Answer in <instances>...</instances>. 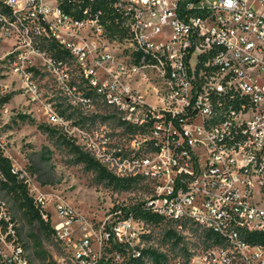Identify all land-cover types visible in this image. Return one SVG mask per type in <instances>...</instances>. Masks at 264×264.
<instances>
[{
	"label": "built area",
	"instance_id": "1",
	"mask_svg": "<svg viewBox=\"0 0 264 264\" xmlns=\"http://www.w3.org/2000/svg\"><path fill=\"white\" fill-rule=\"evenodd\" d=\"M113 1L129 33L121 42L109 40L94 0H0V94L12 75L60 135L145 183L142 208L181 237L162 264H264V0ZM64 102L93 124L64 116ZM100 108L118 128L99 123ZM13 173L73 264L167 254L144 220L117 211L95 231L26 171ZM15 226L0 197V241L14 244ZM22 254L7 262L27 264Z\"/></svg>",
	"mask_w": 264,
	"mask_h": 264
},
{
	"label": "rangeland",
	"instance_id": "2",
	"mask_svg": "<svg viewBox=\"0 0 264 264\" xmlns=\"http://www.w3.org/2000/svg\"><path fill=\"white\" fill-rule=\"evenodd\" d=\"M4 43L0 42V57L7 50ZM2 80L3 85L8 88L1 90L0 94L1 149L3 155L11 159L15 169L26 171L46 191L55 193L95 231H98L105 221L115 219V212L128 211L149 197L150 193L145 183L141 181L129 189L121 190L100 180L96 173L88 171L83 164H77L75 156L64 144L60 134H56L48 125L42 106L28 104L12 75L9 74ZM41 81L43 92L49 94L52 80L46 84L44 83L46 78H42ZM6 96H10L11 99L8 103H3ZM59 110L64 116L85 124H93L95 121L94 116L93 118L86 116L83 119L84 111L81 108L75 111L65 102L60 105ZM98 112L96 118L99 123L110 128H118L117 121L112 115L108 118L103 117L104 114H110L111 109L100 108ZM44 182L49 184L43 185ZM0 197L1 203L5 204V208L15 221L18 238L12 244V239L6 237L5 233L1 237L0 264H9L7 261L14 258L17 247L22 248V257L27 260V264H73L54 235L42 229L37 223L30 222L20 210L15 197L7 195L4 191H1ZM51 212L54 221H58L54 211ZM50 227L52 228L51 224ZM171 227L172 224L168 222L160 225L150 224L153 233L150 243L162 246L169 258H173L178 250L165 238Z\"/></svg>",
	"mask_w": 264,
	"mask_h": 264
},
{
	"label": "trees",
	"instance_id": "3",
	"mask_svg": "<svg viewBox=\"0 0 264 264\" xmlns=\"http://www.w3.org/2000/svg\"><path fill=\"white\" fill-rule=\"evenodd\" d=\"M95 3L92 5V9L95 12L100 10L102 12V23L105 27L107 36L111 42H121L128 36V31L125 29L126 19L125 17L114 10L113 0H94ZM84 4H88L87 1ZM84 8V6H82ZM66 13L75 16L76 18L81 17V9L72 11L70 7H64ZM51 48V47H50ZM11 97L6 96L3 99V103H8ZM52 128V127H51ZM56 134L58 132L52 128ZM49 129L46 130L48 132ZM60 138L66 144L71 153L75 156L77 164H83L88 171H93L97 174L100 180L108 182V184L115 186L118 189L124 190L131 188L134 184L140 182L137 179L132 178H121L113 174L106 167L101 165L94 157L84 152L80 147L67 140L65 137L60 135ZM13 165L11 159L5 157L1 150L0 153V193L1 191L6 192L7 195L15 197L20 210L24 212L31 223H37L42 229L49 231L53 235V229L50 224L42 220L38 208L34 205L33 199L29 196L26 186L18 181L17 175L13 173ZM49 183L44 182L43 185ZM125 217L133 215L135 218L142 219L146 223L153 225H160L166 222L164 218L154 215L142 208V203L136 205L134 208L123 212ZM166 240L177 244L181 241L175 231L170 228L165 235ZM146 254L153 257L155 264H162V261H167L168 256L164 253H159L156 250H147ZM128 264H144L142 259H134Z\"/></svg>",
	"mask_w": 264,
	"mask_h": 264
}]
</instances>
